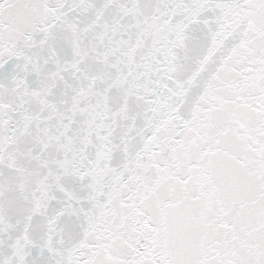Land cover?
<instances>
[{
    "label": "snow or ice",
    "instance_id": "obj_1",
    "mask_svg": "<svg viewBox=\"0 0 264 264\" xmlns=\"http://www.w3.org/2000/svg\"><path fill=\"white\" fill-rule=\"evenodd\" d=\"M0 264H264V0H0Z\"/></svg>",
    "mask_w": 264,
    "mask_h": 264
},
{
    "label": "water",
    "instance_id": "obj_2",
    "mask_svg": "<svg viewBox=\"0 0 264 264\" xmlns=\"http://www.w3.org/2000/svg\"><path fill=\"white\" fill-rule=\"evenodd\" d=\"M167 5L163 2L152 7L143 17L141 22L149 21L156 22L166 13ZM141 61H137L136 64L128 71L127 79L128 83L115 95L109 97L107 103L120 104L123 108H132L138 103H148V98L152 94V89L149 86L147 80H135L137 70L141 66Z\"/></svg>",
    "mask_w": 264,
    "mask_h": 264
}]
</instances>
